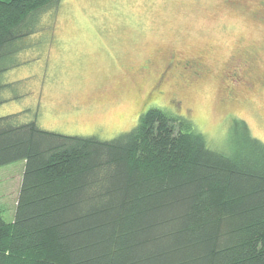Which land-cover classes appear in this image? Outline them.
<instances>
[{"label": "trees", "instance_id": "1", "mask_svg": "<svg viewBox=\"0 0 264 264\" xmlns=\"http://www.w3.org/2000/svg\"><path fill=\"white\" fill-rule=\"evenodd\" d=\"M59 1L0 0V75ZM193 127L155 107L101 141L0 117V167L25 163L0 264H264V142L235 119L213 150Z\"/></svg>", "mask_w": 264, "mask_h": 264}, {"label": "rangeland", "instance_id": "2", "mask_svg": "<svg viewBox=\"0 0 264 264\" xmlns=\"http://www.w3.org/2000/svg\"><path fill=\"white\" fill-rule=\"evenodd\" d=\"M0 117L110 141L161 108L192 121L213 150L235 119L264 142V0H60L18 44ZM25 163L0 167L15 219Z\"/></svg>", "mask_w": 264, "mask_h": 264}]
</instances>
